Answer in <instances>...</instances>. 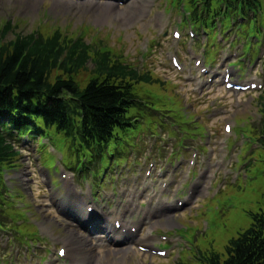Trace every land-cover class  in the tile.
<instances>
[{"label": "rangeland", "instance_id": "1", "mask_svg": "<svg viewBox=\"0 0 264 264\" xmlns=\"http://www.w3.org/2000/svg\"><path fill=\"white\" fill-rule=\"evenodd\" d=\"M145 3L149 0H140ZM55 0H0V32L7 21H12L14 25H18V31L21 33H29L36 29H39L43 34H49L55 29L62 30L66 35H74L77 29H81L83 26H93L106 28V33H112L114 36H122V39L126 42L125 45L119 43L117 39H109L104 42L111 47L116 55L122 56L128 63L143 69L154 70L153 75L158 79H162L163 87L166 80L173 81L178 93L185 94L186 101L189 103V109L184 102L183 95H172L155 89L151 100H148V105H145V109L141 111L139 121L144 127L160 128L161 126H168L171 128L172 134L177 132L175 150L177 153L167 157V162L180 163L184 160V154L180 151L187 149L186 142L193 141L195 137H198L201 141L203 137V127L200 125L199 117H193L189 110H192L195 114H199L205 111L204 118L208 120L206 138L207 142L218 141L221 133L219 128H222L225 122H233L238 117H247L254 127L260 122V101L264 96V89L259 93L252 95H246L244 99H236L225 91L221 86L214 85L210 89H206L204 93L198 94L195 92L194 87L182 82L177 74H173L170 69V64L166 59V51L171 47L172 40L170 41L169 33L163 31L156 34L149 24L144 25L138 30L133 31L134 25L137 23L135 20L133 23L127 25H119L120 15L118 10H113L110 15L97 12V10L90 12L92 4L85 3L84 5H74L71 7V11H64L62 8L55 6ZM98 5L96 8L100 7ZM162 6L157 0L158 10ZM119 5V9H120ZM31 8V9H30ZM105 10V9H103ZM113 19L115 22H111ZM138 25V24H137ZM12 34L8 36L7 40L12 39ZM87 41L95 40L89 37H85ZM149 40H154L157 53L151 52L153 57L141 61L140 56H136L138 50L140 55L145 53L148 48ZM258 41H243V53L250 57L252 51L260 46ZM133 44V45H132ZM150 45V43H149ZM220 52V47L214 46L210 53L216 55ZM263 55H261V58ZM260 61V60H259ZM85 75L83 74L82 77ZM259 76L264 83V72L255 74ZM251 81V79H250ZM171 85V83H169ZM144 88L150 89L152 85H142ZM154 89V88H153ZM208 91H212V94L206 95ZM177 96V97H176ZM216 100L217 104L213 107V101ZM240 104H238V102ZM153 108V109H151ZM147 109L155 111V114H148ZM211 109H219L215 113H211ZM210 120V121H209ZM197 121V124L193 122ZM217 130V131H216ZM240 138L238 143H242L241 153L238 156V163L236 164L235 175L229 180L222 178L216 181L212 191L223 192L213 197L208 201V205L205 207V217L202 219L201 227H192L191 225L184 226L182 230H175L176 236H186V242L189 244L187 253L193 254V243L195 241L204 245L213 239L215 233H226L230 236L236 237L238 230L248 228L250 224V218L247 212H259L264 202V151L259 150L257 156L248 155L249 151L255 146L253 139L246 133L245 130L239 129L235 132ZM210 136V139L208 138ZM236 136V137H237ZM202 142V141H201ZM236 140L231 144V150L236 146ZM136 146L135 154L139 153L144 146L143 143H134L129 150H134ZM149 147L148 145H145ZM162 148V147H161ZM161 150V149H159ZM201 155L206 157H212L210 151H207L206 147H200ZM124 151L122 147L119 148V152ZM179 152V153H178ZM43 156L39 160V164L44 167H49L48 163L53 164L51 154L47 150L42 151ZM24 159L22 161L23 167L15 171L13 176L17 179L15 183L24 190L27 196V202L31 204L38 223L44 227L50 236L56 240V238L68 241H76V238H85L83 231L78 227L79 221H75L78 224L71 221L70 213L67 209L60 207L62 201L54 202V197L45 191H42L39 187L38 181L40 178L37 176V166L35 164V148L28 147L24 153ZM54 158V157H52ZM245 161L249 163L247 169H243ZM48 162V163H47ZM66 166H69L66 163ZM115 165L120 167V173L124 168L131 169L139 166V163L134 159L132 162H128L125 158H117ZM106 164L103 163L101 174L105 169ZM50 168V167H49ZM53 177V185L59 187L57 180L54 178L55 174H58L56 169H50ZM243 172L241 178L238 179V174ZM97 174H95L96 176ZM222 176V175H220ZM231 176V175H230ZM237 178V180H236ZM83 181L89 183L86 179V172L83 176ZM226 187L229 191H225ZM22 192V191H20ZM59 194V192H57ZM106 194H110L109 200L111 203L115 199L113 191H99V198H103ZM184 192H181L179 197H183ZM69 197L65 192L62 199ZM173 197V196H172ZM48 198V200H47ZM88 198V197H87ZM15 209L16 213H9V219L11 222L17 224L14 229L18 235L17 239L29 238L31 241L35 240L39 236V228L31 219L33 214L29 205L24 201V198L16 197L14 202L10 204ZM168 216V221H172L173 226L178 225L181 228V224L187 223L193 220V217L189 215L184 216L182 219L178 217L181 214H172ZM75 218H72L74 220ZM175 219V220H174ZM8 221V219H5ZM196 225H201L200 219H194ZM6 234H0V248L1 244L5 243ZM68 238V239H67ZM85 242L89 245L85 238ZM225 244V239L222 236H217L213 241V245H219L222 249ZM60 246V245H58ZM197 246V243H196ZM209 245H206L208 248ZM47 250L51 253L53 251L52 245H47ZM1 253H6L1 251ZM176 254L171 255L167 259H158L155 256H149V254H142L139 250L134 254L128 253L126 256L123 253L117 256H110L106 261L109 264H184L183 259L187 264H197L195 256L192 258H179L178 249ZM1 255V254H0ZM114 261H117L116 263Z\"/></svg>", "mask_w": 264, "mask_h": 264}, {"label": "trees", "instance_id": "2", "mask_svg": "<svg viewBox=\"0 0 264 264\" xmlns=\"http://www.w3.org/2000/svg\"><path fill=\"white\" fill-rule=\"evenodd\" d=\"M8 34L7 29L0 37V165L13 163L18 156L10 139L1 133L7 124L24 128L41 119L59 130L69 129V105L57 100V92H77L73 76L85 67L91 50L81 40H63L57 35L44 39L16 34L7 41ZM100 60L96 65L100 79L82 94L85 107L69 110L84 118L83 137L104 140L111 132L127 131L125 115L133 100L126 79L131 77L136 84L155 82L150 74L139 76L128 67L111 65L105 56ZM56 68L68 80L57 78L51 84ZM251 218L249 228L228 243L229 258L222 264H264V208ZM214 264L221 263L216 260Z\"/></svg>", "mask_w": 264, "mask_h": 264}, {"label": "bare ground", "instance_id": "3", "mask_svg": "<svg viewBox=\"0 0 264 264\" xmlns=\"http://www.w3.org/2000/svg\"><path fill=\"white\" fill-rule=\"evenodd\" d=\"M106 4L108 6V9H107L108 12L111 13L113 10V8H111V7H113L112 2H107ZM135 5H136V2L131 1L127 7H131L133 9H135L136 8ZM122 20L127 23V22H130L132 19H129L126 16L125 19L123 18ZM139 26L142 27L143 23H140ZM131 194L134 195V192H131ZM147 194H148L147 196H149L150 203L153 202V204H154L155 199L157 197V191H148ZM159 205H160V203H156L155 205H152V206L157 208V207H159ZM151 211H152V209L151 210L147 209L148 214L152 213ZM147 217H148V215H147ZM104 233L106 234L105 237H103L101 239L98 238V242H100V244H97L98 247H101L102 245H112L115 242L120 241L121 237L118 238V237L110 236V238H108V239L106 238V237H109V233H114V231L111 228L105 227ZM149 240H150L149 238H145L143 240V242L148 243V242H150ZM126 242L127 241L125 239H122V243H126ZM91 251L92 250L87 245L73 244L72 246L71 245L68 246V255L70 256V258H73V260H76L77 257L80 258L82 261V262H80V264H92L93 257L90 256ZM124 251L129 252V251H133V250L128 248L127 250H124ZM108 252L115 253V252H113V249H109ZM96 253L98 254V252H96ZM100 259L103 260L102 257H100ZM93 263H94V261H93ZM105 264H109V263L105 262Z\"/></svg>", "mask_w": 264, "mask_h": 264}]
</instances>
